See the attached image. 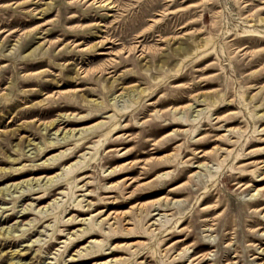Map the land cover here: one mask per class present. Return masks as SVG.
I'll return each mask as SVG.
<instances>
[{"label":"rangeland","instance_id":"obj_1","mask_svg":"<svg viewBox=\"0 0 264 264\" xmlns=\"http://www.w3.org/2000/svg\"><path fill=\"white\" fill-rule=\"evenodd\" d=\"M3 231L0 264H264V0H0Z\"/></svg>","mask_w":264,"mask_h":264},{"label":"bare ground","instance_id":"obj_2","mask_svg":"<svg viewBox=\"0 0 264 264\" xmlns=\"http://www.w3.org/2000/svg\"><path fill=\"white\" fill-rule=\"evenodd\" d=\"M247 32H253V31H247ZM246 34V33H245ZM252 34H254V33H252ZM257 35V34H256ZM209 44V43H208ZM102 50V49H101ZM132 92H134V91H132ZM142 93V90H139L138 91V95H140ZM141 96V95H140ZM94 105V104H93ZM96 106L95 107H98L97 106V104H95ZM101 107V106H100ZM103 109V108H102ZM102 109H99V110H102ZM187 109V108H186ZM98 110V111H99ZM68 116H65V118H67ZM110 118H113V116H111ZM86 119V118H85ZM85 119H81V121H83V120H85ZM185 123H186V121H184ZM54 124V122H49L48 124H46L47 125V127H50L51 125H53ZM106 124H104V123H98V124H95L94 126H92V127H90V128H87V129H85V131H87V130H90V129H94V132H96L95 130H100L103 126H105ZM57 126V125H56ZM118 125L115 123V122H112V123H109L108 125H106L105 126V128L103 129V130H100V132H104L103 134H102V136H103V141L106 143V141H108V140H110V134L113 132V131H115L116 130V127H117ZM67 138H69V136L66 134V133H64V135H63V137L60 139V140H57L56 142L54 141V142H48L47 143V145L44 147V151H42L41 153H43V152H47V151H51V150H54L55 148H58L59 147V142L61 141V140H67ZM86 138V137H85ZM80 140L81 139H79V140H77L75 143H74V145H73V147L75 148V149H77V148H79V147H81V146H83V143H80ZM90 140H88V141H86V142H89ZM85 143V142H84ZM99 145V144H98ZM98 145H95V146H98ZM101 146V145H100ZM40 150H43V149H38V151L40 152ZM70 152H68V153H66L67 152V150L66 151H64V152H61L59 155H57V156H55V157H53V161L55 162V161H57V160H60V162H63V161H65L66 159H68V157L70 156V155H72V153L74 152V151H71V149L69 150ZM46 162V161H45ZM71 167H69V169H70ZM81 167H79V168H77V170H79ZM71 171H69V173H70ZM114 171H112L111 172V174L113 173ZM57 180L58 179H55L54 181H53V179L52 178H50L48 181H49V184H48V186L51 184V183H56L57 182ZM46 183H47V180H46ZM32 187H30V189H31ZM74 188H76V185H74ZM32 190V189H31ZM84 197V196H83ZM48 198V197H47ZM202 201H204V198H202L201 199V201L200 202H202ZM78 206H80V207H82L81 205H78ZM85 207V206H84ZM83 209V208H82ZM110 218H111V216H110V214H107L106 216H104L102 219H100V221H99V223H96V221H97V219L96 220H94V222H93V226H92V228H94L95 226H97V225H102V224H108V225H110V223H109V220H110ZM112 219L113 220H115V217H112ZM72 220L70 219V221L69 222H71ZM124 221V220H123ZM122 221V222H123ZM98 222V221H97ZM128 222V221H127ZM127 222H125V223H123V224H127ZM178 222V221H177ZM75 224V223H74ZM126 230V229H125ZM5 234H9V232H5V231H3L1 234H0V236H3V237H5L4 235ZM93 234V233H92ZM91 243V242H90ZM113 252H117V250H115L113 247L111 248V252L110 253H104V255L105 254H112ZM119 252V251H118ZM97 257H101V255H97L96 256V258ZM111 261H113V260H111ZM111 261H109L108 263H106V262H103L102 264H109ZM114 262H117L116 260L114 261Z\"/></svg>","mask_w":264,"mask_h":264}]
</instances>
